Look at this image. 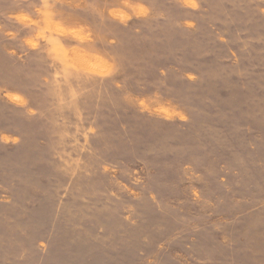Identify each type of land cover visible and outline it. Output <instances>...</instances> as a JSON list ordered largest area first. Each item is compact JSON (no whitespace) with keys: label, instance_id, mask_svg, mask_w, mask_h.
I'll use <instances>...</instances> for the list:
<instances>
[{"label":"rangeland","instance_id":"rangeland-1","mask_svg":"<svg viewBox=\"0 0 264 264\" xmlns=\"http://www.w3.org/2000/svg\"><path fill=\"white\" fill-rule=\"evenodd\" d=\"M0 264H264V0H0Z\"/></svg>","mask_w":264,"mask_h":264}]
</instances>
